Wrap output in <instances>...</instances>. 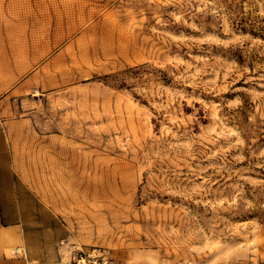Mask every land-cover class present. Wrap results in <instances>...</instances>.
Segmentation results:
<instances>
[{
    "label": "rangeland",
    "instance_id": "obj_1",
    "mask_svg": "<svg viewBox=\"0 0 264 264\" xmlns=\"http://www.w3.org/2000/svg\"><path fill=\"white\" fill-rule=\"evenodd\" d=\"M0 207L67 264H264V0H0Z\"/></svg>",
    "mask_w": 264,
    "mask_h": 264
},
{
    "label": "crops",
    "instance_id": "obj_2",
    "mask_svg": "<svg viewBox=\"0 0 264 264\" xmlns=\"http://www.w3.org/2000/svg\"><path fill=\"white\" fill-rule=\"evenodd\" d=\"M8 214L3 213V208L0 207V233L4 240H24L27 253L24 259L13 261L14 264H67L63 257L57 253L54 257H50L48 246H43L40 242H35L33 239L37 232L30 231L27 224L23 220L8 221ZM40 244L39 253H35L34 245ZM54 255V254H53Z\"/></svg>",
    "mask_w": 264,
    "mask_h": 264
}]
</instances>
